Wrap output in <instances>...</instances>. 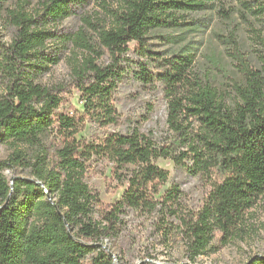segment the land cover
Wrapping results in <instances>:
<instances>
[{
	"label": "trees",
	"instance_id": "1",
	"mask_svg": "<svg viewBox=\"0 0 264 264\" xmlns=\"http://www.w3.org/2000/svg\"><path fill=\"white\" fill-rule=\"evenodd\" d=\"M8 1L0 0V17L12 30L10 41L0 43V142L10 150L0 159V264H115L103 241L118 238L127 210L159 211L163 221L178 216L189 261L172 264H195L198 256L241 238L251 210L264 200V55L260 67L252 65L232 28L227 41L242 81L232 84L234 98L227 103L225 93L193 74L190 50L179 46L161 54L149 42L168 29L179 32L164 39L178 45L192 24L186 14L211 9L217 0H116L114 9L103 0L99 21L84 16L85 30L64 32L58 23L87 0H37L32 9L25 7L28 0L13 8L5 6ZM262 2L256 14H264ZM233 12L223 11L224 17ZM131 42L156 69L166 136L159 140L133 127L79 138L88 121L117 124L112 93ZM69 44L83 52L71 62L70 83H42ZM105 54L112 62L103 65L98 60ZM139 76L151 82L145 72ZM66 93L79 106L74 113L65 109ZM94 157L106 160L118 184L127 185L115 203L102 202L85 181ZM159 159L184 166L210 186L197 211L178 215L180 191L174 185L156 197L169 176ZM246 264H264V256Z\"/></svg>",
	"mask_w": 264,
	"mask_h": 264
},
{
	"label": "rangeland",
	"instance_id": "2",
	"mask_svg": "<svg viewBox=\"0 0 264 264\" xmlns=\"http://www.w3.org/2000/svg\"><path fill=\"white\" fill-rule=\"evenodd\" d=\"M21 0H9L6 7L13 8ZM25 1V0H23ZM110 8H116V0H104ZM263 0H217L211 9L186 14V21L192 24L185 26L184 40L178 45L167 42L164 37L177 32L168 29L158 30V37L150 38L153 51L161 54L170 53L182 46L190 50L194 56L192 72L212 86L225 93L227 103L234 98L232 84L241 82L242 75L237 71L235 59L232 57V44L227 41L232 28H235L236 40L239 50L248 58L252 65L260 67L264 55V14H256L255 10L262 5ZM37 0H28L26 9H32ZM245 3L246 7L242 4ZM103 0H87L84 8L62 22L57 27L61 32L66 30H85L82 17H90L95 23L103 17ZM234 11L228 18L223 11ZM242 13L243 17H240ZM194 27L195 30H193ZM11 28L0 17V43L10 41ZM94 36L92 30H88ZM136 43L129 44L130 50L121 58L117 85L113 90L112 98L119 113L117 124L98 127L87 122L79 132V138L95 139L109 132L126 133L129 129L137 127L142 133L151 131L159 140L167 133L166 102L162 96L160 85L155 81L156 69L151 61L138 56ZM82 51L69 44L62 51V58L42 76V83L49 86L68 84L72 77V63L81 59ZM98 62L106 65L112 62L108 54L103 55ZM145 72L150 83L140 80V73ZM1 85V84H0ZM69 89L71 87H68ZM67 95V93L65 94ZM80 95L73 92V96ZM73 96H66L69 101L65 109L74 113L79 107ZM74 96V97H75ZM10 150L0 142V159H4ZM157 163L168 171L167 182L161 187L160 198L172 185L178 187L180 197L177 207L178 215L187 211H197L203 204L210 186L199 176L191 174L184 166H177L171 160L159 159ZM5 174L11 176L10 171ZM24 175H26L24 173ZM85 181L98 193L99 199L104 203H115L123 195L127 185H120L114 179L111 165L104 159L92 158L88 162ZM124 225L115 240L105 239L104 245L110 248L115 255V264H137L149 260L154 264H172L174 262H188L185 254V238L179 231L178 216L170 215L167 220H160L161 212L151 215H142L127 210L123 215ZM164 231H167L165 234ZM216 234L214 245L218 243ZM264 256V200L254 207L247 220L245 233L226 246L209 250L197 257L195 264H246L252 256Z\"/></svg>",
	"mask_w": 264,
	"mask_h": 264
}]
</instances>
